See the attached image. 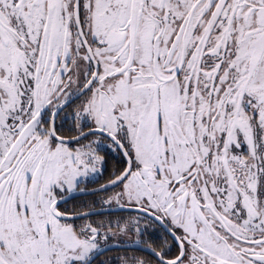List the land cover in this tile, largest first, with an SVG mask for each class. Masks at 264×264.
<instances>
[{
    "label": "snow or ice",
    "instance_id": "6c2138e0",
    "mask_svg": "<svg viewBox=\"0 0 264 264\" xmlns=\"http://www.w3.org/2000/svg\"><path fill=\"white\" fill-rule=\"evenodd\" d=\"M0 264H264V0H0Z\"/></svg>",
    "mask_w": 264,
    "mask_h": 264
}]
</instances>
